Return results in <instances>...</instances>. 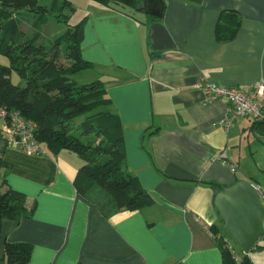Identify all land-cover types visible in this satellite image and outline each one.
<instances>
[{
    "label": "crops",
    "instance_id": "0c3cea01",
    "mask_svg": "<svg viewBox=\"0 0 264 264\" xmlns=\"http://www.w3.org/2000/svg\"><path fill=\"white\" fill-rule=\"evenodd\" d=\"M162 1L156 19L93 1L80 41L91 81H102L109 99L103 110L119 115L123 169L152 202L103 214L75 189L82 164L75 152L11 147L0 119V192L23 193L26 207L36 202L18 221L1 220L0 264L5 240L31 245L26 264H222L219 238L208 230L222 225L213 184L254 179L264 130L240 117L226 131L219 121L227 101L206 100L196 84L205 78L250 90L264 79V0ZM228 10L238 13L239 26L232 39L218 41L215 28ZM259 103L264 108V96ZM256 244L264 246V237ZM246 253L264 264V247Z\"/></svg>",
    "mask_w": 264,
    "mask_h": 264
},
{
    "label": "trees",
    "instance_id": "16d2710c",
    "mask_svg": "<svg viewBox=\"0 0 264 264\" xmlns=\"http://www.w3.org/2000/svg\"><path fill=\"white\" fill-rule=\"evenodd\" d=\"M92 1L122 12L129 8L136 13L134 11L138 12L141 6L140 0ZM69 5L73 9L69 0H49L48 10L59 14ZM22 9L37 12L36 23L43 24L47 20L48 10L38 0H0V53L9 60V64H0V107L18 110L22 116L32 120L36 124V140L51 153L69 150L79 156L82 164L73 180L75 189L103 214L134 210L150 204L152 198L141 187L137 177L123 169L124 156L118 149L122 140L121 122L118 114L103 110L109 103L103 82L95 80L78 84L74 80L75 74L91 67V63L80 54L86 16L75 24H67L47 48L37 42L38 33L30 37L23 35L19 18L14 13ZM239 22L236 11H224L215 28L216 39H232ZM63 44L65 54L59 50ZM61 56L65 57L66 63L57 62ZM150 56L153 58L156 54ZM13 71L24 81L22 85L11 81ZM81 115H85L83 120L74 128V120ZM253 125L264 130L262 122L254 121ZM100 156L106 158L101 160ZM213 185L217 191L223 188ZM94 187L104 193L93 195ZM262 195L264 200V189ZM25 198L23 193L9 187L0 192V223L5 218L18 221L31 214L36 202L26 207ZM110 201L112 205L108 204ZM211 231L219 238L222 264H253L246 252L233 250L220 227L212 226ZM261 236L264 237V230ZM263 247L255 243L252 249ZM31 252L32 247L28 243L5 240L3 264H26Z\"/></svg>",
    "mask_w": 264,
    "mask_h": 264
},
{
    "label": "built area",
    "instance_id": "2783aa9c",
    "mask_svg": "<svg viewBox=\"0 0 264 264\" xmlns=\"http://www.w3.org/2000/svg\"><path fill=\"white\" fill-rule=\"evenodd\" d=\"M205 95L206 100L223 99L227 101L225 114L220 119V125L226 130H230L236 119L248 117L256 122L264 123V108L259 103L260 98L264 96V79H259L250 90L240 86H225L205 78H201L196 84ZM1 132L7 144L11 147L20 149L30 155H41L44 149L35 138L36 124L21 115L18 110H7L0 107ZM259 140L264 146V132L258 135ZM220 156L223 158L225 153ZM231 171H235L234 165L230 166ZM254 186L262 193L258 184ZM264 201V200H263ZM209 232L213 234L208 227Z\"/></svg>",
    "mask_w": 264,
    "mask_h": 264
},
{
    "label": "water",
    "instance_id": "95a60500",
    "mask_svg": "<svg viewBox=\"0 0 264 264\" xmlns=\"http://www.w3.org/2000/svg\"><path fill=\"white\" fill-rule=\"evenodd\" d=\"M138 9L143 13L161 17L162 0H141ZM214 206L222 221L221 233L248 252L264 230V201L262 193L248 180H237L223 187L214 196Z\"/></svg>",
    "mask_w": 264,
    "mask_h": 264
},
{
    "label": "rangeland",
    "instance_id": "374dc122",
    "mask_svg": "<svg viewBox=\"0 0 264 264\" xmlns=\"http://www.w3.org/2000/svg\"><path fill=\"white\" fill-rule=\"evenodd\" d=\"M71 2L68 7H65L64 9H61L59 11V14H56V12L49 11L48 10V2L49 0H38L39 4L45 6L47 8V20L43 24H39L35 22V16L37 15V12L28 10V9H22L19 12L15 11L14 13L19 18V27L23 32V35L25 37H30L34 33L39 34L38 43L44 45L45 47H49V44L51 43L52 39L62 32L67 26V24H75L79 20L83 18L84 15H86L87 11L92 8L93 5H96L95 2L92 0H69ZM140 5V4H139ZM129 9V8H128ZM132 11V9H130ZM136 13H139L137 11H134ZM69 15V16H68ZM68 16V17H67ZM59 50L61 53L65 54L64 44L60 46ZM8 58L0 53V63L1 64H8ZM57 62L66 63L65 57L61 56L58 58ZM91 72L87 69H83L79 71L77 74H75L74 80L78 84H84L91 82L92 76ZM11 81L14 84H23V80L17 75L15 71L11 73ZM85 115H81L77 117L74 120V128L75 125H79V123L83 120ZM75 130V129H74ZM76 133V131H74ZM98 141V139H96ZM105 156H100V159H105ZM252 178L254 179H248L251 182H255L261 187V189H264V160L259 164V169H257V174L254 175ZM255 180V181H254ZM255 184V183H254ZM104 192L94 187L92 189V194L102 195ZM229 240V239H228ZM229 242L234 246L236 249L242 251L236 244L232 243L230 240Z\"/></svg>",
    "mask_w": 264,
    "mask_h": 264
}]
</instances>
